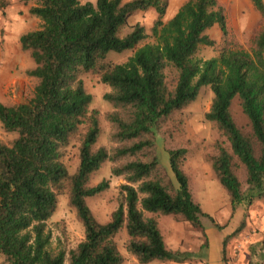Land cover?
<instances>
[{"label": "trees", "instance_id": "trees-1", "mask_svg": "<svg viewBox=\"0 0 264 264\" xmlns=\"http://www.w3.org/2000/svg\"><path fill=\"white\" fill-rule=\"evenodd\" d=\"M17 1L34 4L30 14L41 24L21 38L36 65L27 71L37 81L32 97L0 103L3 130L17 134L9 143L0 138V256L9 264H124L117 242L124 230L125 248L140 264L190 260L194 254L167 247L156 216L186 221L204 236L207 224L222 228L196 200L185 172L191 150L186 110L205 87L213 93L205 117L217 133L205 159L233 212L264 198V25L247 51L228 29L219 0H186L168 22L170 0ZM251 1L264 20V0ZM151 9L158 14L152 28L137 23L123 35L132 16ZM215 26L219 42L209 35ZM203 47L216 55L204 59ZM129 51L126 62L108 61L110 52ZM87 74L111 88L104 95L113 107L105 115L110 148L97 147L101 113L92 108ZM235 99L248 127L232 113ZM159 137L169 167L161 162ZM69 147L78 149L74 173L64 162ZM107 161L111 176L125 183L110 221L100 223L88 200L107 192L110 181L90 182ZM61 195H68L84 228L71 250L54 248L48 227Z\"/></svg>", "mask_w": 264, "mask_h": 264}, {"label": "rangeland", "instance_id": "rangeland-1", "mask_svg": "<svg viewBox=\"0 0 264 264\" xmlns=\"http://www.w3.org/2000/svg\"><path fill=\"white\" fill-rule=\"evenodd\" d=\"M97 0H82V2ZM226 9L228 29L239 45L250 51L256 34L262 29L264 20L251 0H219ZM186 0H170L169 6L179 9ZM169 9V8H168ZM158 14L151 9L139 12L129 19L128 27L123 35L130 31L131 26L140 23L148 30L152 28ZM164 22L168 18L164 17ZM4 32V30H3ZM209 35L219 42L222 31L215 26ZM152 40H150L151 42ZM23 51V50H22ZM21 74L24 78L22 89L16 99L7 105L26 103L32 97L37 81L27 76V71L35 68V63L29 53ZM133 55V51L125 53L110 52L108 61L123 63ZM216 52L209 47L201 49L204 59L214 57ZM19 68L16 71L19 73ZM88 93L92 94L94 101L92 108L101 113L102 132L97 147L112 146L110 142L111 124L106 120V113L113 110L110 102L104 95L111 91L108 85L99 81L97 77L87 74L83 77ZM213 93L209 87L202 89L197 100L186 110V131L191 141V150L185 166L189 176L191 188L196 200L203 210L214 217L215 222L222 228L218 229L211 224L205 228L206 236L201 229L195 228L190 223L178 220L173 216H156L165 238V243L170 250L189 252L194 256L183 263L155 261L150 264H264V198L256 199L251 205L243 203L235 212L231 207L229 195L215 177L211 164L205 159V154L213 153V145L217 133L205 115L210 111ZM232 113L238 123L244 127L249 126V120L243 113L239 99L232 105ZM17 137L16 133L9 134L3 130L0 122V138L9 143ZM158 152L161 162L169 167V157L164 149L161 137L158 138ZM64 162L70 173H74L79 166L78 149L69 147ZM112 163L107 161L100 171L91 179L90 186L99 184L102 180L110 181V189L104 194L88 200V205L100 223L110 221L113 212L118 208L120 201V186L125 183L122 177L111 176ZM172 175V174H171ZM244 189V175L240 173ZM48 227L53 234V246L61 244L66 250L75 248L84 239V228L76 216V212L69 205L68 195L59 197V206L55 215L49 220ZM127 241L126 231H122L117 242L124 264H140L136 258L129 254L125 248ZM208 244L206 249L202 247ZM0 264H9L4 256H0Z\"/></svg>", "mask_w": 264, "mask_h": 264}, {"label": "crops", "instance_id": "crops-1", "mask_svg": "<svg viewBox=\"0 0 264 264\" xmlns=\"http://www.w3.org/2000/svg\"><path fill=\"white\" fill-rule=\"evenodd\" d=\"M2 1H7L4 9L1 8ZM33 5L22 4L17 0H0V103L3 104L16 99L20 94L18 90L22 89L24 78L21 68L27 62V57L22 51L21 38L24 34L37 30L41 24L38 18L30 14ZM180 8L169 6L166 14L168 21ZM19 65L18 73L15 68ZM23 69L25 72V68Z\"/></svg>", "mask_w": 264, "mask_h": 264}]
</instances>
